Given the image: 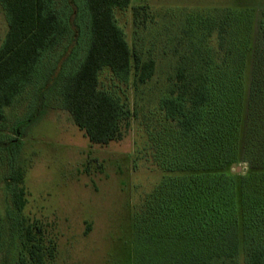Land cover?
Returning <instances> with one entry per match:
<instances>
[{
  "label": "trees",
  "instance_id": "1",
  "mask_svg": "<svg viewBox=\"0 0 264 264\" xmlns=\"http://www.w3.org/2000/svg\"><path fill=\"white\" fill-rule=\"evenodd\" d=\"M132 1L76 0L77 7L63 11L55 0H0L8 24L0 47V158L11 166L4 184L13 214L27 204L26 171L18 155L43 111L8 126L6 110L30 87L36 85L35 99L38 90L51 92L57 86L48 106L68 111L92 144L107 146L124 138L132 118L130 88L146 85L156 70L155 60L145 59L116 22V10L128 9ZM146 13L147 7H134L136 28ZM254 25L247 9H221L206 19L201 35L190 36L160 100L174 133L161 148L170 177L155 195V210L172 213L180 225L162 238L163 250L153 255L152 264H240L241 256L244 264H264V50L253 49ZM259 27L264 29V19ZM65 39L75 46L67 45L51 62L55 71L46 75L43 59ZM253 51L258 53L256 69L248 85ZM104 70L126 87L123 96L102 88ZM42 94L37 97L44 104ZM243 142L250 169L247 175H233L230 169L239 163ZM18 226L12 229L21 237L16 264L55 259L57 245L46 241L42 224L23 218ZM4 227L0 218V251ZM139 240L151 253L156 240L161 243L153 235L140 234Z\"/></svg>",
  "mask_w": 264,
  "mask_h": 264
},
{
  "label": "rangeland",
  "instance_id": "2",
  "mask_svg": "<svg viewBox=\"0 0 264 264\" xmlns=\"http://www.w3.org/2000/svg\"><path fill=\"white\" fill-rule=\"evenodd\" d=\"M55 2L56 8L63 11L77 7L76 0ZM134 7L148 8L146 18L140 19L137 28ZM221 9L249 10L255 24L253 49L264 50V29L259 27L264 19V0H133L128 9L116 10V22L129 43L145 59L153 58L156 62L152 80L137 90L130 88L132 118L121 141L107 146L92 144L68 111L58 105L48 106L52 95L58 92L57 86L51 92L38 90L35 99L36 85L32 86L17 105L6 110L8 126L26 119L25 114L37 110L43 114L28 129L24 148L18 155L17 162L26 171L27 204L22 213L13 214L9 210L4 177L10 173L11 166L8 160L0 158V218L5 225L0 264H16L14 254L21 249V237L12 234V229H19L18 222L23 218L42 224L46 241L56 243V257L47 264H152L153 255L158 257L163 250L162 238L172 236L176 224L180 225V219L176 223L172 213L155 210V202L159 201L155 195L170 177L165 173L161 153L164 143L174 133V124L165 119L159 103L190 36H200L204 21ZM7 30L5 12L0 5V47ZM69 40H63L43 59L41 70L46 75L55 71L56 63L51 62L67 45L75 46ZM214 41L215 34L211 44ZM257 55L249 59L248 85L256 69ZM73 67L71 64L69 69ZM100 81L103 89L123 96L126 87L111 71L104 70ZM38 93L43 95L44 104ZM245 123L240 133L243 141L248 119ZM244 143L239 163L230 169L233 175L249 172ZM140 234L146 239L157 236L161 243L156 240L151 253L140 244ZM240 264H244L243 256Z\"/></svg>",
  "mask_w": 264,
  "mask_h": 264
}]
</instances>
